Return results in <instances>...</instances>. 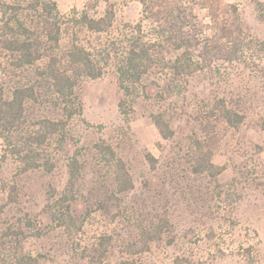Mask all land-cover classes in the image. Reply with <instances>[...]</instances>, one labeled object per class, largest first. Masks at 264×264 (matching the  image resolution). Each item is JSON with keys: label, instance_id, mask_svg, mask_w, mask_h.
Here are the masks:
<instances>
[{"label": "rangeland", "instance_id": "obj_1", "mask_svg": "<svg viewBox=\"0 0 264 264\" xmlns=\"http://www.w3.org/2000/svg\"><path fill=\"white\" fill-rule=\"evenodd\" d=\"M55 1L62 42L69 40L67 31L77 30L102 75L78 79L81 113L68 120L62 147L55 141L45 146L54 162L51 171L20 172L13 157L2 159L0 140V230L22 228L21 244L40 264H116L122 258L173 264L176 257L184 264H264V130L258 123L264 114V23L255 16L256 2L264 0H225L238 6L249 44L239 58L221 57L214 48L199 71L173 81L164 80L169 74L157 66L127 96L117 82L111 42L143 18L142 2L148 0ZM110 6L115 17L104 32L80 31L70 22L74 14L101 16ZM35 69L16 67L0 50L5 91L33 84L38 95L27 106L29 117H60ZM221 98L240 102L246 112L242 123L234 127L218 117ZM155 113L166 118L170 137L159 133ZM102 142L126 164L132 185L125 192H115L110 163L96 152L95 144ZM204 153L212 170L195 172ZM73 154L83 167L68 201L76 225L66 232L51 219L47 204L51 193L62 192ZM162 219L167 223L161 239L146 248L151 227ZM102 236L107 242L99 245Z\"/></svg>", "mask_w": 264, "mask_h": 264}, {"label": "trees", "instance_id": "obj_2", "mask_svg": "<svg viewBox=\"0 0 264 264\" xmlns=\"http://www.w3.org/2000/svg\"><path fill=\"white\" fill-rule=\"evenodd\" d=\"M142 6L143 18L129 24V31L122 39L111 42L115 49L112 57L117 82L126 96L132 95L157 66L168 72L169 78L166 74L164 80H182L199 71L202 60L209 59V51L214 48L221 57L231 59L239 58L238 54L249 47L235 3L225 0H148L143 1ZM59 15L55 0H0V50L12 56L16 67L36 65L37 75L48 84L61 114L55 118H31L27 106L37 99L35 86L17 85L6 92L0 85L2 159L13 157L19 163L20 172L53 169L54 162L51 155L44 152L45 146L55 141L62 147L67 137L68 120L81 113V103L75 92L78 79L82 75L90 78L102 75L101 67L77 30L67 31L69 40L62 42ZM255 16L264 23V2H256ZM114 17V9L110 6L101 16L82 11L71 16L70 22H74L80 31L100 33L111 28ZM227 45L228 48L223 47ZM220 102L218 117L222 121L234 127L244 121L246 112L241 110L239 101L229 104L221 98ZM122 105L123 101L120 102ZM152 119L163 138L171 136L173 130L161 113L153 114ZM258 123L264 130V114L259 116ZM95 147L96 152L110 163L115 192L130 189L131 176L123 159L116 156L109 144L97 143ZM146 157L150 162L155 160L149 153ZM82 167L75 154L69 156L64 188L58 196L51 193L49 199L52 202L47 204L51 219L66 232H71L76 225L68 201ZM212 167L213 163L204 153L194 171L211 172ZM100 205L106 207L104 201H100ZM2 211L0 204V213ZM166 223L162 219L151 227L149 239L143 242L146 248L150 241L161 239ZM22 233V228L0 230V264H40L37 256L24 250ZM105 238L101 237L104 240L99 245L107 242ZM181 259L176 257L173 264H184ZM116 264L133 262L122 258Z\"/></svg>", "mask_w": 264, "mask_h": 264}]
</instances>
